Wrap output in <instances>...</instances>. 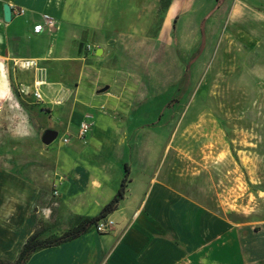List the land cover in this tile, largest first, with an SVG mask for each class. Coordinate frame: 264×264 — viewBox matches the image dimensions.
Masks as SVG:
<instances>
[{"label":"crops","instance_id":"obj_1","mask_svg":"<svg viewBox=\"0 0 264 264\" xmlns=\"http://www.w3.org/2000/svg\"><path fill=\"white\" fill-rule=\"evenodd\" d=\"M133 1L132 10L119 18L103 13L102 0H0V64L27 59L45 66L44 102L30 97L60 131L56 144L44 152L52 161L47 175L51 186H37L6 168L0 173V259L13 263L37 229H44L43 238L59 237L81 219L98 215L124 175L108 185L116 157L129 167V182L124 198L108 215L115 222L113 230L99 234L90 228L75 239L33 252L25 264H264V231L215 214L180 191V176L155 170L166 140L145 133L131 118L137 104L136 76L108 61L104 45L94 49V55L102 49L101 57L78 54V43L98 32L128 42L150 30V9L156 3ZM256 1L254 8L261 10L264 2ZM5 3L12 11L10 22L3 19ZM42 15L54 19L55 28L35 34L32 27L41 23ZM22 18L27 30L24 34L16 27L11 45L9 30ZM28 41L36 50L19 51L17 46ZM18 68L23 70L20 77L0 70V102L10 97L11 83L30 91L39 77H30L36 68ZM69 92L73 96L67 102ZM86 116L92 125L83 142L78 127ZM39 125L41 132L47 130ZM33 126L28 120L20 125L26 131ZM6 154L0 149V158ZM132 159L135 167L129 165Z\"/></svg>","mask_w":264,"mask_h":264},{"label":"rangeland","instance_id":"obj_2","mask_svg":"<svg viewBox=\"0 0 264 264\" xmlns=\"http://www.w3.org/2000/svg\"><path fill=\"white\" fill-rule=\"evenodd\" d=\"M147 1L156 3L150 30L128 42L98 32L78 43V54L93 57L95 47L104 45L108 61L136 76L131 118L145 133L166 140L155 170L180 176V191L215 214L264 231V0L261 10L254 8L256 0ZM132 2L102 0V11L121 18ZM24 20L13 22L11 45L16 27L27 30ZM17 47L36 50L29 41ZM37 68L31 79L45 75V66ZM0 70L23 73L14 62L3 61ZM20 89L11 83L10 97L0 102V149L7 153L0 173L6 168L37 186H51L52 161L44 155L39 124L59 129ZM66 95L70 102L72 92ZM27 120L35 124L28 131L20 127ZM119 161H111L109 186L124 171ZM129 165L135 167V159Z\"/></svg>","mask_w":264,"mask_h":264},{"label":"trees","instance_id":"obj_3","mask_svg":"<svg viewBox=\"0 0 264 264\" xmlns=\"http://www.w3.org/2000/svg\"><path fill=\"white\" fill-rule=\"evenodd\" d=\"M128 182H129V167L125 164L124 175L120 181V185L116 194L106 205L102 207L98 215L92 218L81 219L75 227L64 232L59 237L43 238L42 234L44 229L43 228L37 229L25 241L17 258L13 263H9L0 259V264H25V262L33 252L47 247L57 246L61 243L70 241L86 233L90 228H93L95 226L97 221L107 217L109 214L113 213L117 209L119 202L125 196Z\"/></svg>","mask_w":264,"mask_h":264},{"label":"built area","instance_id":"obj_4","mask_svg":"<svg viewBox=\"0 0 264 264\" xmlns=\"http://www.w3.org/2000/svg\"><path fill=\"white\" fill-rule=\"evenodd\" d=\"M56 22L54 21V19H52L51 17H49L48 15H42L41 18V23H37L34 24L32 27V31L35 34H40L42 33L45 28L51 32V30L53 28H55ZM86 50H91V45H86L85 46ZM35 60H27V59H23L20 60L18 62H16V64L20 65L23 68L29 69V68H36V70H38L37 68V63L34 62ZM45 79L41 78V76H39L38 78H36V80L33 81L32 84V89L29 91L28 88H21L20 89V93H23L25 95L30 94L32 96V98L38 102V103H43V95L41 92V87L45 84ZM61 101H56L55 103H59ZM91 122H90V118L89 116H86L84 120H82L79 124L78 127V138L80 140H82L83 142H85V138L87 133L89 132L90 128H91ZM67 140L64 139V143ZM54 194H56V192H54ZM115 226V222L110 219L108 216L100 219L99 221L96 222L95 226L93 227L95 232L99 233V234H104V233H108L111 232L113 230V227Z\"/></svg>","mask_w":264,"mask_h":264},{"label":"water","instance_id":"obj_5","mask_svg":"<svg viewBox=\"0 0 264 264\" xmlns=\"http://www.w3.org/2000/svg\"><path fill=\"white\" fill-rule=\"evenodd\" d=\"M2 8H3V19H4V21L10 22L11 21V15H12V11H11L10 6L5 3V4H3ZM110 42H113V41H110ZM101 53H102V49L99 48L96 51V55H100ZM57 137H58L57 131L52 130V129H47L42 133L40 140H41V143L43 145L48 146L51 143H53L57 139Z\"/></svg>","mask_w":264,"mask_h":264},{"label":"bare ground","instance_id":"obj_6","mask_svg":"<svg viewBox=\"0 0 264 264\" xmlns=\"http://www.w3.org/2000/svg\"><path fill=\"white\" fill-rule=\"evenodd\" d=\"M36 63V61H34ZM30 69V68H29Z\"/></svg>","mask_w":264,"mask_h":264}]
</instances>
